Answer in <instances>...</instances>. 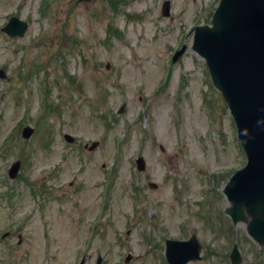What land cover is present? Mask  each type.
Instances as JSON below:
<instances>
[{"label": "rangeland", "instance_id": "obj_1", "mask_svg": "<svg viewBox=\"0 0 264 264\" xmlns=\"http://www.w3.org/2000/svg\"><path fill=\"white\" fill-rule=\"evenodd\" d=\"M162 1L0 0V29L27 23L22 37L0 30V264H166L165 239L192 234L200 259L187 264H230L233 243L240 264H264L223 212L245 157L190 49L218 0H169L167 18Z\"/></svg>", "mask_w": 264, "mask_h": 264}, {"label": "water", "instance_id": "obj_2", "mask_svg": "<svg viewBox=\"0 0 264 264\" xmlns=\"http://www.w3.org/2000/svg\"><path fill=\"white\" fill-rule=\"evenodd\" d=\"M168 10L169 3L164 2L162 14L167 16ZM211 23L212 27L194 29L192 49L206 60L213 84L222 93L235 121L247 157L245 167L232 176L224 189L232 204L226 213L234 224L246 222L244 209L250 217L247 234L264 247V0H220ZM26 27L25 23L11 18L2 31L11 37L22 36ZM31 133L32 129L26 127L22 135L27 138ZM65 138L72 141L69 136ZM137 165L139 169L144 167L141 159ZM18 167L19 162L11 166V178ZM198 253L194 238L185 243L167 244L170 264H185L198 258ZM230 258L232 264L240 262L236 246ZM100 262L98 258L96 264Z\"/></svg>", "mask_w": 264, "mask_h": 264}]
</instances>
